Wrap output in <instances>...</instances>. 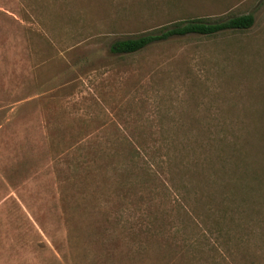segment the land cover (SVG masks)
<instances>
[{
  "label": "rangeland",
  "instance_id": "374dc122",
  "mask_svg": "<svg viewBox=\"0 0 264 264\" xmlns=\"http://www.w3.org/2000/svg\"><path fill=\"white\" fill-rule=\"evenodd\" d=\"M0 264H264V0H0Z\"/></svg>",
  "mask_w": 264,
  "mask_h": 264
},
{
  "label": "trees",
  "instance_id": "16d2710c",
  "mask_svg": "<svg viewBox=\"0 0 264 264\" xmlns=\"http://www.w3.org/2000/svg\"><path fill=\"white\" fill-rule=\"evenodd\" d=\"M255 18L252 14L230 18L221 22H212L207 18L180 21L158 31L134 39L118 40L110 50L117 55H130L141 52L155 43L175 37L188 35L216 36L226 31H243L253 27Z\"/></svg>",
  "mask_w": 264,
  "mask_h": 264
}]
</instances>
